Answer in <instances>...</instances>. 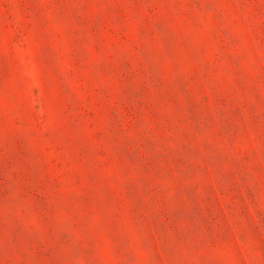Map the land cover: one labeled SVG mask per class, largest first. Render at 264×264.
I'll return each instance as SVG.
<instances>
[{
	"label": "rangeland",
	"instance_id": "374dc122",
	"mask_svg": "<svg viewBox=\"0 0 264 264\" xmlns=\"http://www.w3.org/2000/svg\"><path fill=\"white\" fill-rule=\"evenodd\" d=\"M0 264H264V0H0Z\"/></svg>",
	"mask_w": 264,
	"mask_h": 264
}]
</instances>
